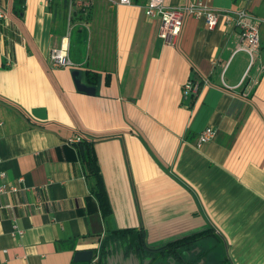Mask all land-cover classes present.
<instances>
[{
	"label": "crops",
	"instance_id": "crops-1",
	"mask_svg": "<svg viewBox=\"0 0 264 264\" xmlns=\"http://www.w3.org/2000/svg\"><path fill=\"white\" fill-rule=\"evenodd\" d=\"M131 1L24 0L17 11L0 0V171L18 188L0 196L10 206L0 264H98L109 232L129 229L148 249L204 232L203 264H264V0H165L261 19L250 68L222 17L213 29L184 17L171 46L145 0ZM61 46L72 66L53 68ZM73 71L94 96L77 91ZM187 80L208 85L184 99ZM206 127L216 135L196 148ZM77 138L93 144L110 219L90 195L79 143H68ZM209 237L224 246L216 261ZM84 250L93 261L75 263ZM141 260L117 247L103 264Z\"/></svg>",
	"mask_w": 264,
	"mask_h": 264
},
{
	"label": "built area",
	"instance_id": "built-area-1",
	"mask_svg": "<svg viewBox=\"0 0 264 264\" xmlns=\"http://www.w3.org/2000/svg\"><path fill=\"white\" fill-rule=\"evenodd\" d=\"M244 1L248 2L249 0ZM119 4L132 5V1L119 0ZM142 6L144 15L147 18H156L159 20L158 37L165 44L171 46L176 44V41L180 36L184 17L191 16L196 19H204L206 26L209 29L215 28L219 18L222 17L226 23L234 25L239 31L235 52L246 53L250 61L249 68L253 65L260 48L259 27L263 21L253 15L248 9L242 8L231 12L222 10L217 11L208 9L201 3H190L172 7L167 5L165 0H145ZM49 62L53 68H66L72 66V63L67 55V48L62 46L50 51ZM261 69H264V65L261 67ZM256 82L257 78H254L252 85H255ZM207 85V80L203 81L202 83L193 80H187L182 86V97L184 99L193 98L198 94L202 87ZM215 135L216 129L213 127H206L203 129L197 137L196 148H200L202 145L213 140ZM71 142L80 143L81 139L77 138L75 141H70L68 143ZM5 179V172L0 171V196L9 193H16L18 188L14 185L5 183ZM7 208H10V206H0V211Z\"/></svg>",
	"mask_w": 264,
	"mask_h": 264
},
{
	"label": "trees",
	"instance_id": "trees-1",
	"mask_svg": "<svg viewBox=\"0 0 264 264\" xmlns=\"http://www.w3.org/2000/svg\"><path fill=\"white\" fill-rule=\"evenodd\" d=\"M23 5L24 0H14V6L17 11H20ZM81 11L82 10H79L78 12L80 13ZM90 78H92L93 81L94 75H90ZM78 153L81 165L85 172V177L88 183L90 195L96 201L97 209L100 212L103 220L110 219L112 216L111 207L108 200L107 192L104 187V182L97 164L92 142L82 140L78 146ZM203 234L205 233L202 232L179 240H175L167 243L164 247L174 246L183 241H188L200 237ZM144 245V233L142 232H136L134 230L111 231L109 232V235L104 238L100 246L99 262L100 264H103V260L107 256L113 254L117 250V247H124L126 251L139 253V251H141L142 249V246ZM159 249L148 250L154 251Z\"/></svg>",
	"mask_w": 264,
	"mask_h": 264
},
{
	"label": "flooded vegetation",
	"instance_id": "flooded-vegetation-1",
	"mask_svg": "<svg viewBox=\"0 0 264 264\" xmlns=\"http://www.w3.org/2000/svg\"><path fill=\"white\" fill-rule=\"evenodd\" d=\"M197 242L198 240L195 238L174 246L164 247L165 244L160 247L161 249L157 248L159 250L154 251L148 250L144 245L138 254L142 258L141 264H203L206 260L207 250L198 246L200 244ZM223 263L220 261L217 264Z\"/></svg>",
	"mask_w": 264,
	"mask_h": 264
},
{
	"label": "water",
	"instance_id": "water-1",
	"mask_svg": "<svg viewBox=\"0 0 264 264\" xmlns=\"http://www.w3.org/2000/svg\"><path fill=\"white\" fill-rule=\"evenodd\" d=\"M71 75H72V78L74 81V85H75L78 92L84 93L88 96H94L95 95V89L94 88L87 87L86 85L81 83V81L78 79V72L77 71H73L71 73ZM129 230H133V229H129ZM195 234H198V233H195ZM195 234H192V235H195ZM192 235H190V236H192ZM187 237H189V236H187ZM183 238H185V237H183ZM93 256H94V254H93L92 250L76 251L74 253V256H73V261L75 263H90L93 261Z\"/></svg>",
	"mask_w": 264,
	"mask_h": 264
},
{
	"label": "rangeland",
	"instance_id": "rangeland-1",
	"mask_svg": "<svg viewBox=\"0 0 264 264\" xmlns=\"http://www.w3.org/2000/svg\"><path fill=\"white\" fill-rule=\"evenodd\" d=\"M208 241L210 242V247L209 248L211 249L213 254L215 253V255H216L215 260H214V261H216L218 259V257H221V253L223 251L222 247H224V246L221 245L222 244L221 241H217L214 237H209ZM198 246H200V245H198ZM210 264H212V263H210Z\"/></svg>",
	"mask_w": 264,
	"mask_h": 264
}]
</instances>
